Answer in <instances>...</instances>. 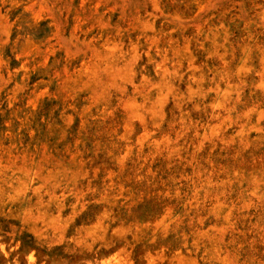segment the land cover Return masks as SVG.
Returning <instances> with one entry per match:
<instances>
[{"label":"rangeland","instance_id":"1","mask_svg":"<svg viewBox=\"0 0 264 264\" xmlns=\"http://www.w3.org/2000/svg\"><path fill=\"white\" fill-rule=\"evenodd\" d=\"M0 264H264V0H0Z\"/></svg>","mask_w":264,"mask_h":264}]
</instances>
